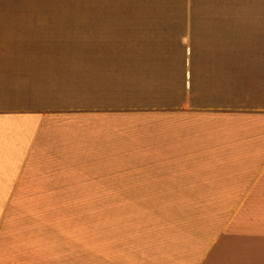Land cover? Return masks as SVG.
Here are the masks:
<instances>
[{
	"label": "crops",
	"instance_id": "1",
	"mask_svg": "<svg viewBox=\"0 0 264 264\" xmlns=\"http://www.w3.org/2000/svg\"><path fill=\"white\" fill-rule=\"evenodd\" d=\"M217 113L238 133L180 134ZM257 119L264 0H0V235L18 186H116L123 151L126 186L160 192L196 184L183 166L209 153L228 161L206 175L211 211L111 237L117 264H264L263 169L240 168L264 145Z\"/></svg>",
	"mask_w": 264,
	"mask_h": 264
},
{
	"label": "rangeland",
	"instance_id": "2",
	"mask_svg": "<svg viewBox=\"0 0 264 264\" xmlns=\"http://www.w3.org/2000/svg\"><path fill=\"white\" fill-rule=\"evenodd\" d=\"M221 115L198 116L189 128L179 127L180 134L192 135L191 139L199 145L201 142L198 140L202 136L207 137V142H213L214 136L227 132L237 134V127L225 130L228 127L226 118ZM257 120H261L264 132V119ZM154 128L158 129L157 126ZM159 132L163 133L162 130ZM118 133L126 135L130 131L119 128ZM116 161L119 172L116 186H18L15 204L0 235V264H117L114 255L116 245H110L111 237L118 235L121 240H126L129 237L126 232L148 231L151 238H156L157 220L178 219L180 215L190 213L189 207L193 206L198 212L211 211V208L206 209L210 204L212 206L211 202L208 203L209 196L221 186L209 189L206 175L228 164L225 158L212 157L209 153L192 156L183 167H190V170L197 168L201 175L204 171L206 174L201 180L196 184H190L191 179L182 182L187 186H162L159 192L160 186H126L124 171L129 160L122 151ZM243 161L240 167L239 160L234 159L231 169L244 168L249 174L253 173V169L262 167L263 175L252 185L261 186L264 179V145L255 158L247 156ZM179 166L183 169L182 163ZM231 186L247 184L237 182ZM143 193H149V200L139 201ZM185 204L189 206L185 207ZM224 205L226 208L225 199L219 208ZM225 210L217 211L219 219H222L221 213ZM136 243L137 239L135 246ZM143 243L146 245L147 241Z\"/></svg>",
	"mask_w": 264,
	"mask_h": 264
}]
</instances>
